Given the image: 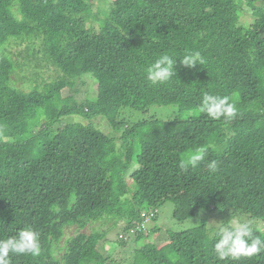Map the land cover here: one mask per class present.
Here are the masks:
<instances>
[{"label":"trees","instance_id":"1","mask_svg":"<svg viewBox=\"0 0 264 264\" xmlns=\"http://www.w3.org/2000/svg\"><path fill=\"white\" fill-rule=\"evenodd\" d=\"M256 1L113 0L97 11V0H0V239L31 226L41 243L38 256L10 254L11 264H106L101 240L112 225L125 233L145 226L131 238L133 256L146 264H264V252L219 260L214 229L200 216H240L253 230L264 221V29L240 11ZM15 45L23 61L9 49ZM188 51H199L204 64L178 61L169 82L146 79L158 55ZM24 66L35 81L30 90L17 85ZM85 76L98 87L82 102L73 91ZM204 91L236 100L237 116L197 115ZM154 105H177L179 113L121 117L125 108ZM199 147L207 148L205 161L181 169ZM211 160L217 171L207 169ZM167 200L177 220L200 222L170 232L163 245L140 246Z\"/></svg>","mask_w":264,"mask_h":264},{"label":"clouds","instance_id":"2","mask_svg":"<svg viewBox=\"0 0 264 264\" xmlns=\"http://www.w3.org/2000/svg\"><path fill=\"white\" fill-rule=\"evenodd\" d=\"M195 68L204 64V58L199 51H188L177 58L168 52L158 55L145 69L146 79L151 84H164L176 76L177 63ZM206 114L212 120L234 119L238 114L237 101L232 97L215 95L208 91L202 92L196 114ZM206 147L196 148L186 154L180 161V168L187 171L195 169L205 161ZM209 171L218 170V162L211 160L206 164ZM214 238L213 250L219 260L252 258L264 252V238L254 235L252 222L240 216H231L212 232ZM41 251L40 234L31 226L19 230L16 235L0 239V264H11L10 254H31L38 256Z\"/></svg>","mask_w":264,"mask_h":264},{"label":"rangeland","instance_id":"3","mask_svg":"<svg viewBox=\"0 0 264 264\" xmlns=\"http://www.w3.org/2000/svg\"><path fill=\"white\" fill-rule=\"evenodd\" d=\"M113 0H97V11H108L109 4H111ZM230 7L234 6L232 2ZM243 8H247L246 11L240 10L241 13L248 18L249 22L252 21V28L258 32L263 31L264 29V21L261 19H257L258 17H264V0H258L256 2H249L243 3ZM250 11V12H249ZM256 19V20H255ZM98 25V24H97ZM9 49L13 52L14 57L23 61V58L19 55L22 51L23 46L20 47L18 45L9 46ZM22 72H25L22 74ZM53 74L52 70H48L45 74V78L51 80V75ZM27 75V76H26ZM29 75V76H28ZM19 78L21 80L18 81V87H21L24 90H30L31 86H34L35 81L29 79L31 77V72L29 69L24 66L19 70L18 73ZM97 87L98 84L91 76H85L83 80H79L76 86L74 87L75 90L73 93L77 94V99L80 101H86L88 98L95 97L97 95ZM179 113V107L177 105H154L146 112H139L132 110L130 108L123 109L121 113V117L126 118L127 121H133L137 119H144V118H158V119H170L173 118L176 114ZM78 120L87 122L88 119L77 118ZM95 124L100 128L103 129L106 133L112 131L110 124L102 118H95L93 119ZM139 146V145H138ZM138 166V164H136ZM135 166V167H136ZM175 205L173 201L167 200L162 207L160 208V214L156 220L149 221L147 223L148 231L146 234H149L145 240L139 243L140 246H143L145 242L148 240L155 241L159 245H163L166 240L170 238V232L173 231H180L183 229H188L189 227H193L198 224L201 218L206 217L208 219V226L209 228L215 229L218 227L219 224L224 223L230 218L222 217L219 218L217 216H212L210 213L203 212L198 217L189 218L184 221H179L174 216ZM213 214V213H212ZM231 215V214H230ZM229 215V216H230ZM228 216V217H229ZM112 224L104 225L103 231H107L108 228ZM155 226L161 227V229H156ZM257 228L254 230V235L262 236L264 234V221H257L256 222ZM123 227V226H122ZM122 227H117L112 225L107 232V234L102 238L101 242L103 243V250L102 253L104 256L107 257L106 264H146L145 257L142 254L138 255L136 258L133 256V252L135 251L136 242L133 237L134 233H125L121 232ZM155 228L154 232L153 231ZM150 230V231H149ZM88 233L91 232L90 229H85ZM75 233V227H71L67 229L66 237L69 235H73ZM132 237V238H131ZM124 239L127 241L125 245H118V240ZM131 238V239H130ZM130 239V240H129ZM101 256L98 255L97 259L101 260Z\"/></svg>","mask_w":264,"mask_h":264},{"label":"built area","instance_id":"4","mask_svg":"<svg viewBox=\"0 0 264 264\" xmlns=\"http://www.w3.org/2000/svg\"><path fill=\"white\" fill-rule=\"evenodd\" d=\"M148 220H149V219L147 218L146 221H148ZM141 227H143L144 229H146L144 225H142V226H137L136 228L131 229L130 233H131L132 231H133L132 233H134L135 231L141 229Z\"/></svg>","mask_w":264,"mask_h":264}]
</instances>
